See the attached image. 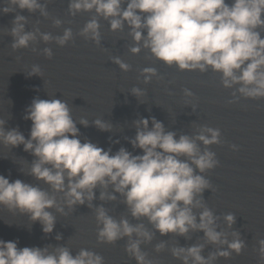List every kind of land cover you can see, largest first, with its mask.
I'll list each match as a JSON object with an SVG mask.
<instances>
[{
	"label": "clouds",
	"instance_id": "9594fccd",
	"mask_svg": "<svg viewBox=\"0 0 264 264\" xmlns=\"http://www.w3.org/2000/svg\"><path fill=\"white\" fill-rule=\"evenodd\" d=\"M21 10L29 13L39 10L47 15L40 0H11ZM12 9L4 7V13ZM68 11L75 16L80 12H94L79 35L99 45L101 39L99 19L109 23V30H122L125 24L135 46L132 54H139L141 46L148 49L151 56L180 71L207 72L211 69L220 74V82L225 89H233V97L248 99L264 98V38L257 31L264 28V0H69ZM26 17L16 15L11 28L14 41L13 51L28 48L36 40V34L25 31ZM60 26L62 21H54ZM43 42L55 41L64 47L73 39L71 28H65L62 35L53 37L41 33ZM36 50L33 49V52ZM43 55L51 59V48L45 47ZM113 63L122 71H129L130 65L119 57ZM145 84L157 76L153 67H145L140 73ZM43 75L38 65H33L27 76ZM131 93L140 98L145 95L138 87ZM186 97L193 93L184 89ZM229 101V103H233ZM195 111V105H192ZM24 119L32 122L29 138L13 128L5 130L0 119V142L12 148L23 145L24 151L36 157L29 174L37 181L48 185L51 193H61L63 202L71 211L76 205L92 207L96 189L101 201H115L116 195L123 197V203L131 216L140 220L146 218L155 232L161 236L170 233L187 236L191 231H202L206 242L227 245L207 258L202 255L204 244L190 247H173L171 254L183 264H212L218 257L230 258L234 252L240 255L245 248L240 234L233 231V239H228L225 231L217 230L218 217L205 204L203 193L212 189L205 173L219 165L211 145L221 143L219 128L197 127L196 134L180 135L166 131L164 124L151 118L137 120L135 138L130 140L133 148L142 151L133 155L121 147L112 154L111 149H103L95 143L80 139V131L71 109L61 99L34 98L25 110ZM79 123L88 126V120L80 118ZM101 131L111 130L112 125L97 118L93 121ZM203 145V148H201ZM238 150L236 145L230 146ZM37 185L20 179L11 181L0 175V206L18 210L28 215L31 221H39L42 231L50 234L56 217L48 209L67 215L64 207L57 203L55 195ZM197 209H202L197 216ZM97 241L114 244L128 238L125 252L134 258L136 264H153L141 250V243L151 242L154 232L143 223L131 224L128 219L119 220L110 216L103 205L96 207ZM223 220L228 228L236 222L232 213L225 214ZM135 235V239L133 236ZM58 235L56 239H60ZM260 264H264V239L258 240ZM165 243L156 245L160 252ZM0 264H105L104 258L90 250L81 249L75 256L67 247H58L53 252L48 248L18 247V241L0 239Z\"/></svg>",
	"mask_w": 264,
	"mask_h": 264
},
{
	"label": "water",
	"instance_id": "95a60500",
	"mask_svg": "<svg viewBox=\"0 0 264 264\" xmlns=\"http://www.w3.org/2000/svg\"><path fill=\"white\" fill-rule=\"evenodd\" d=\"M40 2L47 15H42L39 10L29 13L12 4L11 0H0V119L5 121V130L15 128L29 138L32 122L24 116L34 98L66 101L77 122L81 141L87 139L105 150L110 148L112 154L121 147L133 155L142 154L130 143L137 131L135 122L142 118L149 119L151 128V118L155 117L164 124L166 131L175 132L177 139L180 135H195L199 126L219 128L221 143L210 146L219 165L204 174L213 190L206 189L203 200L218 217L217 230L225 231L229 240L233 239V231L238 232L246 246L240 255L233 252L230 258L218 257L212 264H260L258 240L264 239V98L248 99L238 93L233 97L238 85L225 89L220 74L211 69L204 73L180 71L156 60L142 46L139 54H132L130 48L135 42L126 24L122 30L111 32L108 21L98 18L101 39L97 45L79 35L94 12H80L73 16L68 11L69 0ZM227 2L231 4L232 0ZM4 7L12 10L4 13ZM16 15L26 17L25 31L34 32L36 40L30 42L28 48L13 51L11 28ZM57 19L62 21L60 26L54 24ZM65 28L72 29L73 39L64 47L54 40L42 41L41 33L56 37L62 35ZM257 31L264 38V28ZM45 47L52 49L51 59L43 55ZM113 57L129 64L130 70L122 71L113 63ZM33 65H38L43 75L27 76ZM145 67L157 70V76L148 84L143 82L144 77L140 74ZM133 87L142 89L145 95L134 96L131 93ZM184 89L190 90L193 96L186 97ZM233 100L235 102L229 103ZM80 118L88 120L87 127L79 123ZM97 118L111 124V130L97 128L93 123ZM231 145H236L238 150H232ZM35 159L31 152L24 151L23 145L12 148L0 142V175L10 182L20 179L51 193L48 185L29 174ZM101 191L103 189L99 187L96 189L91 208L86 201L71 211L64 204L61 193H51L67 215L55 208L48 209L56 217L50 234L43 233L39 221H31L28 215L18 210L0 206V239L18 241L19 248H48L49 252L67 247L74 256L86 249L101 255L105 264H136L135 259L125 252L127 237L114 244L97 241L95 209L103 205L114 219L126 218L134 225L143 223L145 228L154 232L151 242L140 245L153 264H183L182 260L172 256L173 247L204 244L202 255L205 258L227 248V245L206 242L202 231L190 230L187 236L172 233L161 236L146 218L136 220L131 216L123 197L114 193L111 185L107 192L116 195L115 201H101ZM195 211L199 216L202 209ZM228 213L236 216L231 228L223 220ZM58 235L59 240L56 239ZM161 242L166 246L157 252L155 247Z\"/></svg>",
	"mask_w": 264,
	"mask_h": 264
}]
</instances>
